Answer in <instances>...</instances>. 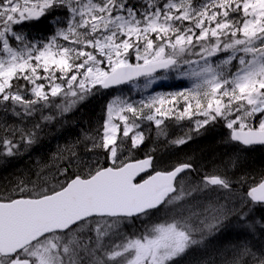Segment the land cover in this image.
I'll use <instances>...</instances> for the list:
<instances>
[{"label":"snow or ice","instance_id":"snow-or-ice-1","mask_svg":"<svg viewBox=\"0 0 264 264\" xmlns=\"http://www.w3.org/2000/svg\"><path fill=\"white\" fill-rule=\"evenodd\" d=\"M41 20L51 30L32 34ZM169 73L191 87L113 96L72 147L0 185V264H179L232 216L264 232V214L253 215L264 213V172L235 173L264 147V0H0V157L101 90L142 94ZM185 120L195 133L227 130L233 175L191 158L162 164L146 147L153 130L167 139L166 122ZM249 260L264 264V252L244 243L221 264Z\"/></svg>","mask_w":264,"mask_h":264},{"label":"trees","instance_id":"trees-1","mask_svg":"<svg viewBox=\"0 0 264 264\" xmlns=\"http://www.w3.org/2000/svg\"><path fill=\"white\" fill-rule=\"evenodd\" d=\"M28 30L32 34H45L51 30V26L46 20L33 21L30 23ZM189 87H191L190 81L178 78L175 73H169L167 79L159 81L152 89L142 94L130 91L128 85L119 89L97 92L63 114L61 117L62 122H41L42 128L39 130L38 138L30 148L26 149V153L8 158V163L11 159V166L7 164V166H10L7 169L8 171L3 170L0 173V185H7L18 177L32 175L39 167L51 163L55 154L72 147L78 139H82L84 131L95 127L102 119L104 107L114 94L131 95L133 99L138 100L142 95L147 96L156 93L170 95L178 91H185ZM166 123L168 124L167 139L164 137L157 138L155 130H153L146 146L156 148L155 155L158 161L163 164L191 158L192 162L202 171H227L228 175H233L232 170L225 168L227 161L233 155V146L224 143L227 130L222 125H211L207 129H202L200 133H195L190 131L191 123L188 120L168 121ZM185 134L191 135V139L184 145L177 147L167 142ZM22 150L24 151V149ZM83 150L84 145L82 143L77 145V151L83 152ZM241 172L252 175L264 172V147H255L242 154L240 168L235 170L237 176ZM211 195L213 200L219 198L220 203L227 202L224 199V193H213ZM226 204L228 207L232 206L229 201ZM262 214L264 213L259 210L253 213L255 217ZM139 227L140 225L137 223L136 228ZM133 230L135 229L128 226L124 227V231L130 232ZM244 243L257 254L264 252V232L258 230L255 234H249L238 219L232 216L224 222L215 234L209 236L205 233L203 243L194 246L187 254L179 258V264H221L222 254L226 250L233 246L239 247ZM249 264H251L250 260Z\"/></svg>","mask_w":264,"mask_h":264},{"label":"rangeland","instance_id":"rangeland-1","mask_svg":"<svg viewBox=\"0 0 264 264\" xmlns=\"http://www.w3.org/2000/svg\"><path fill=\"white\" fill-rule=\"evenodd\" d=\"M158 83V82H157ZM132 92H134V93H136L135 91H132ZM115 95H122V93H116V94H114L113 96H115ZM112 96V97H113ZM112 97L109 99V100H111L112 99ZM53 111H55L54 109H53ZM46 115L48 114V113H45ZM63 115H61V114H57L56 115V118L53 120L54 122H56V121H59V123L60 122H62V119H61V117H62ZM53 121H51L50 123H52ZM58 124V123H57ZM26 153V150L24 149V151L23 150H21V152H20V154H25ZM8 158L9 157H0V173L3 171V170H7L8 168H10V164H11V159H9V163H8ZM25 160H26V158H25ZM7 164H9L10 166H7ZM14 166V165H13ZM15 167V166H14ZM1 168H4V169H2L1 170ZM8 171V170H7ZM228 202V201H227ZM226 202V203H227Z\"/></svg>","mask_w":264,"mask_h":264},{"label":"bare ground","instance_id":"bare-ground-1","mask_svg":"<svg viewBox=\"0 0 264 264\" xmlns=\"http://www.w3.org/2000/svg\"><path fill=\"white\" fill-rule=\"evenodd\" d=\"M256 151V150H255ZM262 151V150H261ZM249 154V153H248ZM253 156V155H252ZM249 164V163H248ZM240 168V167H239ZM238 168V169H239ZM258 175V174H257ZM236 230V229H235ZM239 230V229H238ZM237 235V234H236ZM242 235V234H241ZM258 238V237H257ZM259 240V239H258ZM232 241V240H231ZM245 241V240H244ZM206 248V247H205ZM221 259H222V257H221ZM195 260V259H194Z\"/></svg>","mask_w":264,"mask_h":264},{"label":"flooded vegetation","instance_id":"flooded-vegetation-1","mask_svg":"<svg viewBox=\"0 0 264 264\" xmlns=\"http://www.w3.org/2000/svg\"><path fill=\"white\" fill-rule=\"evenodd\" d=\"M35 35V33H33ZM37 34V33H36ZM42 34V33H41Z\"/></svg>","mask_w":264,"mask_h":264}]
</instances>
